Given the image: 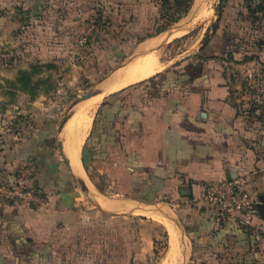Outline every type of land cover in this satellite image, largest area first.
Wrapping results in <instances>:
<instances>
[{"label":"rangeland","instance_id":"rangeland-1","mask_svg":"<svg viewBox=\"0 0 264 264\" xmlns=\"http://www.w3.org/2000/svg\"><path fill=\"white\" fill-rule=\"evenodd\" d=\"M180 1L40 0L32 13L18 8L20 23L11 35L0 31V182L23 179L25 186L35 187L34 176L25 178L33 164L16 157L21 144L44 130L51 136L45 143L55 144L62 158L72 118L90 121L78 153L82 162L100 104L87 108L89 98L83 97L110 70L148 54L156 62L151 76L164 70L179 82L206 72L221 74L245 129L256 142L264 141V11L254 10L260 0ZM23 71L35 84L28 85L31 92L22 89ZM82 198V216L55 234L68 264H206L190 257L179 213L169 203H155L147 211L173 222V246L158 218L110 217ZM258 237L253 235L258 255L226 248L218 264H264V232Z\"/></svg>","mask_w":264,"mask_h":264},{"label":"crops","instance_id":"crops-1","mask_svg":"<svg viewBox=\"0 0 264 264\" xmlns=\"http://www.w3.org/2000/svg\"><path fill=\"white\" fill-rule=\"evenodd\" d=\"M39 3L0 0V31L11 35L20 23L18 8L32 13ZM115 69L99 87L116 75H110ZM176 79L161 70L109 90L84 142L90 174L82 162L84 176L74 174L66 153L61 158L55 144L45 143L51 136L44 130L21 144L16 157L34 165V181L28 183L45 197L36 205L0 202V264H68L56 248L55 234L82 216L83 195L97 212L116 218L169 203L179 213L190 257L206 264H218L223 249L231 247L258 255L253 235L214 213L204 190L214 182L238 179L251 197L264 198V141L256 142L245 129L221 74Z\"/></svg>","mask_w":264,"mask_h":264},{"label":"built area","instance_id":"built-area-1","mask_svg":"<svg viewBox=\"0 0 264 264\" xmlns=\"http://www.w3.org/2000/svg\"><path fill=\"white\" fill-rule=\"evenodd\" d=\"M34 167L26 170V177L34 175ZM204 198L210 203L211 210L220 218L235 220L238 226L245 228L258 239L259 231L264 232V222L256 212V198L251 197L241 187L238 179L221 180L205 187ZM0 202L12 204H39L40 192L33 186H25L23 179L12 185L0 182Z\"/></svg>","mask_w":264,"mask_h":264},{"label":"bare ground","instance_id":"bare-ground-1","mask_svg":"<svg viewBox=\"0 0 264 264\" xmlns=\"http://www.w3.org/2000/svg\"><path fill=\"white\" fill-rule=\"evenodd\" d=\"M177 32H179V30ZM155 65L156 62L154 57L148 54L139 58L132 64L130 65L128 64L126 67H124V65L119 67L118 69L113 71V73L110 74V75L116 74L115 76L105 81L103 84L100 85V87L98 86L99 89L95 87L94 95L96 94V96L94 98L90 97L91 99L86 101V107L91 108L94 106V104L99 103L111 89H117L122 86L130 85L140 80H143L144 78L150 77L154 73L156 67ZM74 120H75L74 118L70 119L69 123L65 128V138L63 141V148L69 160L70 166L72 168L71 170H73L72 172H74V174L76 173V175L80 174L81 176H84V170L81 165V161H79L78 153L82 148V143L87 134L86 131H88L87 129L89 127L90 121L84 117L79 120H75V121ZM98 201L104 205L103 207L108 206L107 203L108 201L107 202L104 201L103 198L100 199L98 197ZM130 208L134 210L138 209L137 206L134 207L130 206ZM138 214L158 218L159 221L166 226V229L170 234V244L172 246L176 245L175 241L177 238L175 239L176 235L174 232V226L172 224L173 222L171 223V221H169L167 218L157 216L154 213L148 211H141L138 212ZM179 228L180 230H182L180 226Z\"/></svg>","mask_w":264,"mask_h":264},{"label":"trees","instance_id":"trees-1","mask_svg":"<svg viewBox=\"0 0 264 264\" xmlns=\"http://www.w3.org/2000/svg\"><path fill=\"white\" fill-rule=\"evenodd\" d=\"M190 1H191V0H190ZM180 2H181L180 0H176V3H180ZM254 10H261V11H264V0H260V1L258 2V4L255 5ZM176 20H178V17H175V18L173 19V21H176ZM164 30H165V29H164ZM21 73H22V75H25V78H24V83H25V85L22 86V89L31 92V90H30V88H29V86H28L29 84H32V80H31V78L27 76V74H28L27 72L23 71V72H21ZM34 86H35V84H32V88H33ZM84 152H85V151H84ZM82 164H83V166H84V168H85L87 174H90V169H89V167H88V165H87V163H86V161H85V159H84V154H83V157H82ZM249 236H250V235H249ZM250 237L253 238L252 236H250Z\"/></svg>","mask_w":264,"mask_h":264},{"label":"water","instance_id":"water-1","mask_svg":"<svg viewBox=\"0 0 264 264\" xmlns=\"http://www.w3.org/2000/svg\"><path fill=\"white\" fill-rule=\"evenodd\" d=\"M94 95V90L91 93L83 97V99L90 98ZM257 215L260 219L264 220V198H260L255 204Z\"/></svg>","mask_w":264,"mask_h":264}]
</instances>
